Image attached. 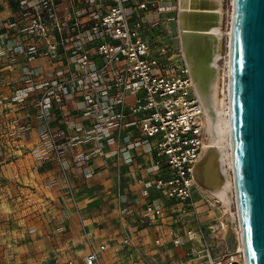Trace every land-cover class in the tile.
<instances>
[{
    "label": "built area",
    "instance_id": "obj_1",
    "mask_svg": "<svg viewBox=\"0 0 264 264\" xmlns=\"http://www.w3.org/2000/svg\"><path fill=\"white\" fill-rule=\"evenodd\" d=\"M59 1L42 0L40 7L34 3L33 12H18L10 29L19 54H42L57 65L54 78L29 73L17 101L34 100L38 131L50 162L60 167L65 194L74 199L67 174L72 147L94 144L95 153L102 156L104 144L121 143L112 158L128 164L142 159L137 163L147 175L139 180L143 199L135 201L136 210H142L143 220L159 221L167 228L155 246H163L165 238L174 248L197 240L202 234L194 193L203 189L195 172L207 147L205 109L181 47L170 54L167 46L149 37L167 19L163 0L132 6L128 0H85L65 15L57 12ZM173 1L177 10V0ZM226 101L230 104V92ZM72 106L75 114L68 111ZM73 124L78 131L74 136L69 131ZM91 156L80 154L78 162L86 164ZM150 189L157 192L155 198ZM236 210L239 220L237 200ZM84 237L90 247L84 263L104 264L106 245L95 248L86 231ZM121 244L140 253L142 238L127 235ZM205 258L208 264H247L243 241L222 255L208 248ZM146 263L140 258L129 262Z\"/></svg>",
    "mask_w": 264,
    "mask_h": 264
},
{
    "label": "crops",
    "instance_id": "obj_2",
    "mask_svg": "<svg viewBox=\"0 0 264 264\" xmlns=\"http://www.w3.org/2000/svg\"><path fill=\"white\" fill-rule=\"evenodd\" d=\"M15 2L0 0L1 52L16 46L13 30L9 29L19 10ZM16 55L15 60H3L0 64V98L4 101L9 100L15 90L28 85L29 73L42 75L57 67L42 54L36 57ZM9 109L1 118L5 127L20 123L27 132L25 138L7 147L14 155L11 162H6L5 158L0 160L3 168L15 171L8 181L4 179L6 184L0 188V264H85L90 247L84 231L89 234L93 247L106 245L107 250L101 254L104 264H129L132 258L156 264L161 249L172 246L167 238L161 247L154 243L159 235H164L166 226H160L159 221L143 220L142 210L136 208L134 214H127L135 207V200L143 199L139 180L147 175L137 163L142 159L128 164L122 158L105 160L95 153L94 144L72 147L67 158V174L74 189L73 199L65 194L58 164L37 165L30 158V152L39 141L34 100L12 105ZM75 109L72 106L68 111L75 114ZM69 131L73 136L78 134L74 124ZM119 145L104 146V149L116 150ZM88 153L92 156L86 164L78 162V155ZM147 161L148 157L143 158L144 164ZM109 165L115 167L116 177L109 173ZM150 192L152 198L157 196L155 190L150 189ZM127 235L142 238L140 253L129 252L121 244Z\"/></svg>",
    "mask_w": 264,
    "mask_h": 264
},
{
    "label": "water",
    "instance_id": "obj_3",
    "mask_svg": "<svg viewBox=\"0 0 264 264\" xmlns=\"http://www.w3.org/2000/svg\"><path fill=\"white\" fill-rule=\"evenodd\" d=\"M229 91L242 241L247 264H264V0H234Z\"/></svg>",
    "mask_w": 264,
    "mask_h": 264
},
{
    "label": "bare ground",
    "instance_id": "obj_4",
    "mask_svg": "<svg viewBox=\"0 0 264 264\" xmlns=\"http://www.w3.org/2000/svg\"><path fill=\"white\" fill-rule=\"evenodd\" d=\"M176 7L181 52L205 109L207 147L197 166L199 180L203 191L231 213L236 189L231 107L226 99L230 92L234 0L227 33L223 30V0H177ZM224 36H228V56L222 69L219 62ZM239 226L236 213L221 223L222 240L229 251L235 249L237 241H242Z\"/></svg>",
    "mask_w": 264,
    "mask_h": 264
},
{
    "label": "rangeland",
    "instance_id": "obj_5",
    "mask_svg": "<svg viewBox=\"0 0 264 264\" xmlns=\"http://www.w3.org/2000/svg\"><path fill=\"white\" fill-rule=\"evenodd\" d=\"M15 1H16L15 4L18 6L17 8H19V10L17 9L18 11H16L15 16L18 14V12H23V13L33 12L34 3H36L38 7L42 5V0H15ZM139 1H152V0H128L131 6L133 2H139ZM84 2L85 0H60L58 3L57 12L60 15H65L66 13L69 12L72 6L82 7V3ZM173 3H174L173 0H163L162 6L165 12V17L167 19L163 25L160 24V26H157L158 32L154 28L151 32H149V37L152 36L151 40L157 43V45H160V47L167 46L165 48H168L167 50H170L169 52L170 54H172V52L176 53V49L180 48L179 33L177 27V10L173 6ZM232 9H233L232 0H223V11H224L223 30L225 33L228 32V29L232 22L231 21ZM45 13H47V15L50 14V12H45ZM10 24H9V29H10ZM160 32H162L160 35H164V36L158 39L157 33L159 34ZM227 42H228V36H224L222 42L221 60L219 62V65L222 69L226 67V63H227V56H228ZM15 52L17 51L14 46L13 48H10L6 52L0 51V64L2 63L3 60H7V61L15 60L17 56L16 54H18V56L20 55L18 52L17 53ZM57 72L58 71L56 69H53L50 72H47L46 74H42V75L36 74V76L42 78L45 75H49L51 76V78L52 77L54 78L57 76ZM8 85L10 86V84ZM26 87L27 85L23 86L20 90H23ZM20 90L18 91L15 90L11 98L7 101H4L5 99L0 98V160L5 158L6 162H11V159L14 158L13 152L8 148L13 147L14 143H17L21 141L22 138H25L27 132V128L24 125H21L20 123L16 125L14 122L15 125L13 127H10L11 125L10 126L8 125L9 127H5V124L1 119L6 116V112L10 110L9 108H11L12 105L22 104L25 103L27 100L32 99V97H28L23 102L17 101V97L19 96L18 93ZM16 111L17 110H15V112ZM37 132L39 136V141L38 144L33 149V151L30 152V156H31L30 158L33 160V162L37 163V165L38 164L41 165V164L49 163L50 158H49V152L47 151L45 145L46 141L39 133L38 127H37ZM2 142H4L5 145H3ZM8 144H10V146H8ZM104 146L113 147L115 145L104 144ZM114 151L115 150L106 151L104 149L102 158H104L105 160L112 159V155ZM70 153L71 152H69V156ZM88 154L91 155L92 153H88ZM107 169L111 174V176H115V177L117 176L115 174L116 170L113 165H109ZM14 173L15 171L13 168H3V166L0 164V188L6 184L4 182V179L6 178L8 181L9 178L13 177ZM194 199L197 202L198 209L200 212L199 226L202 227L201 228L202 236L201 237L199 236L198 239L195 241H189L183 243L179 248H174L172 246L163 247L161 249V254L158 255L156 264H208L205 258V253L208 248L216 256L221 255L226 250H228L224 244V240H222L221 223L224 222L226 218L230 216L231 213H235L237 211L236 198L234 200L235 204L232 207L231 213L225 211L223 205L221 203H216L215 200L212 198V196L207 194L205 191L199 192V190H196L194 193ZM133 204L135 205V207H133L132 209L136 208V202H134Z\"/></svg>",
    "mask_w": 264,
    "mask_h": 264
}]
</instances>
